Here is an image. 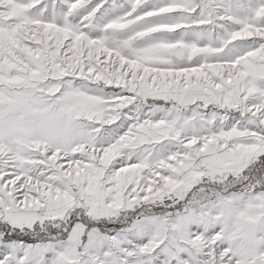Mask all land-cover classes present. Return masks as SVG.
<instances>
[{"label":"snow or ice","instance_id":"6c2138e0","mask_svg":"<svg viewBox=\"0 0 264 264\" xmlns=\"http://www.w3.org/2000/svg\"><path fill=\"white\" fill-rule=\"evenodd\" d=\"M0 264H264V0H0Z\"/></svg>","mask_w":264,"mask_h":264}]
</instances>
